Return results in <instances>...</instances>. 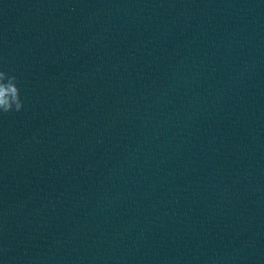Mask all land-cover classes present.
<instances>
[{"label": "water", "instance_id": "1", "mask_svg": "<svg viewBox=\"0 0 264 264\" xmlns=\"http://www.w3.org/2000/svg\"><path fill=\"white\" fill-rule=\"evenodd\" d=\"M0 264H264V0H0Z\"/></svg>", "mask_w": 264, "mask_h": 264}, {"label": "clouds", "instance_id": "2", "mask_svg": "<svg viewBox=\"0 0 264 264\" xmlns=\"http://www.w3.org/2000/svg\"><path fill=\"white\" fill-rule=\"evenodd\" d=\"M22 107L18 77L0 68V114L20 111Z\"/></svg>", "mask_w": 264, "mask_h": 264}]
</instances>
